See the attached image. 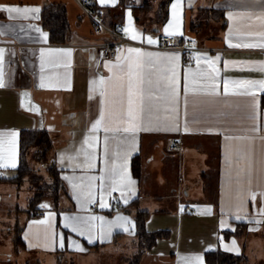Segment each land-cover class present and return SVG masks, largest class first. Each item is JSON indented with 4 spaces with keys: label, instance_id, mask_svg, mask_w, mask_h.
I'll return each instance as SVG.
<instances>
[{
    "label": "crops",
    "instance_id": "crops-1",
    "mask_svg": "<svg viewBox=\"0 0 264 264\" xmlns=\"http://www.w3.org/2000/svg\"><path fill=\"white\" fill-rule=\"evenodd\" d=\"M94 1L104 24L124 26L126 35L143 45L124 44L117 59H102L98 44L107 37L93 32L77 0H0V6L39 9L26 18L0 10L2 178L16 174L21 132L43 130L51 146L39 163L55 168L64 188L45 193L34 209L26 208V201V209H20L18 195H2L0 189V199L23 210L6 223L9 240L7 250H0V264H90L93 251L111 264H207L205 252L217 249L242 254L247 264H264V92L253 89L255 99L224 95L223 86L224 80H264V48L229 46L264 43V0H171L162 22L157 18L162 0H150L149 6L144 0ZM50 4L65 8V43L50 42L42 26L41 10ZM166 28L179 43L196 41L201 50L193 63H184L177 50L158 48L161 36L169 35ZM129 49L153 54V65L145 67L153 80L171 76L169 57H178L176 111L169 114L165 101L155 98L164 91L153 89L156 107L144 115L147 130L135 133L123 132V121L109 119V112L127 106V74L116 65L126 68L135 57ZM213 75L215 81L209 79ZM213 82L217 95H207L204 86ZM102 110L103 123L93 131ZM175 142L178 147L170 149ZM31 148L34 160L36 147ZM112 167L116 180L126 174L135 183L113 185L107 171ZM140 211L148 213L147 231H164L148 249L136 233ZM11 241L13 250L6 254Z\"/></svg>",
    "mask_w": 264,
    "mask_h": 264
},
{
    "label": "snow or ice",
    "instance_id": "snow-or-ice-1",
    "mask_svg": "<svg viewBox=\"0 0 264 264\" xmlns=\"http://www.w3.org/2000/svg\"><path fill=\"white\" fill-rule=\"evenodd\" d=\"M101 3H106V0H100ZM113 3H115V0H112ZM0 10L7 11L8 13H15L17 16H24L27 17L28 13H35L38 12L39 9L37 8H27V7H16V6H0ZM11 18H15L10 16ZM38 31V29H37ZM127 32L128 29H125ZM165 32L168 33V29H165ZM169 35H172L173 33H168ZM132 39H135L136 36L133 35L131 37ZM148 43L152 44L155 43L154 40L151 38H148ZM235 46V47H260L264 48V43L259 44H244V45H229ZM63 51L64 55H69L65 50H58ZM130 53H135L134 58H129V63L127 64L126 68L121 65H116L119 72H125L127 74V91H126V98H127V106L126 108L114 112H109V119L115 121V122H121L123 121L127 127L123 128V132L125 133H135L136 131L140 130H147L144 127L145 121H144V115L147 113L148 115H151L153 110L155 109V105L151 103V100L153 98V89L159 91H164L163 97H155L156 99L164 100L166 103V110L169 114L174 113L176 111V104L179 100L178 90L176 86V71H175V61L178 60V57L172 56L169 57V60L172 62V68H171V76H164L161 78H157L156 80H153V73L145 72L146 65H153V61L151 57L153 56L152 53H141L138 49H129ZM43 55V53H42ZM145 57H148L149 59H145ZM3 61V50L0 49V64H2ZM215 71V70H214ZM261 71H264V66L261 67ZM187 79V77H186ZM210 80L215 81V76H210ZM163 81H166V83H162ZM101 84L104 83L103 80L100 81ZM3 80L0 79V87H3ZM43 87V83L40 85ZM224 86V95H250L255 99L256 92L253 91V89H258L259 91L264 92V80H242V81H229L224 80L223 81ZM216 84L213 82L211 85H205L204 90L206 91L207 95H217L216 92ZM230 87L233 89L230 93L229 89ZM237 89H243V91H237ZM193 91H198L197 89H194ZM185 96H187L189 89L187 86H185L184 89ZM103 95V93H101ZM123 95V93H122ZM103 103V101H102ZM185 104H187V100H185ZM255 107V105H254ZM104 120V113L103 110L101 111V119H98L93 125L92 130L95 131ZM112 129L105 128V131H111ZM187 131V129H185ZM115 131L119 132L121 129L116 128ZM252 131H257L256 128H253ZM12 137L15 136V133L10 134ZM94 139V138H93ZM108 137H105V140H107ZM128 137H124V140H127ZM134 139V136H133ZM226 139H231V137H226ZM3 141L0 140V143ZM11 143V141H9ZM84 144L87 145L89 148L93 145L86 139L84 141ZM81 151H84L87 156V150L82 146ZM89 161L91 160V157L88 156ZM5 165L0 164V167H3ZM11 166H15L14 164ZM90 166H92L90 164ZM108 178L113 180V185H116L117 183H127L129 186L134 184L135 182L131 180L130 177H127L126 174H121L120 179L116 180L115 177L117 175V171L115 167L109 168L108 170ZM90 180H96L97 177H90ZM103 181V178H99ZM103 187V183L101 185ZM113 190H115V187H113ZM123 194V193H122ZM89 202H92L93 200V193L89 192L88 194ZM254 198V196H253ZM102 208L106 205L104 203H101L100 205ZM264 212V209L261 210ZM239 219V217H237ZM76 219V218H73ZM89 220H95V219H102L98 217H90ZM118 219H125V218H118ZM82 223H87V221H82ZM68 227L69 225H65ZM78 229L76 227L73 228V231H77ZM83 234V233H81ZM91 242V241H90ZM198 259V258H197Z\"/></svg>",
    "mask_w": 264,
    "mask_h": 264
},
{
    "label": "trees",
    "instance_id": "trees-1",
    "mask_svg": "<svg viewBox=\"0 0 264 264\" xmlns=\"http://www.w3.org/2000/svg\"><path fill=\"white\" fill-rule=\"evenodd\" d=\"M150 0H144V4L149 6ZM171 0H162L159 4L157 18L158 21L162 22L167 18V6ZM41 22L42 26L49 33V40L52 43H65L69 35V24L67 22L66 11L63 5L61 4H50L49 6L44 7L41 10ZM35 146L36 150L34 151L33 157L38 162H44L48 151L50 150L51 142L47 133L43 130H23L20 134L19 141V164L15 171V176L8 178H0V180H9L13 181L17 185L21 183L25 176H29L30 173H33L31 176V182L37 187L36 195L30 199L29 207L32 209L41 201L45 193L47 194L51 184L50 183H41L38 182L41 179L40 176L35 174L33 168L29 165L27 161L28 150ZM138 159V156L133 158V164ZM50 175H52V184L54 191H51L52 195H56L58 190L62 188V182L58 175V171L55 168H49ZM135 172V167H134ZM31 183V184H32ZM50 194V195H51ZM147 212L140 211L139 215L136 217V233L140 241V245L144 249H148L153 246L156 240L159 237L164 235V231L149 232L145 228V222L147 220ZM225 234L232 235V232ZM14 243L18 247L21 245L20 229L16 228V236L14 238ZM143 250V249H142ZM142 250L138 253V256L134 259L135 262L139 258ZM204 259L207 264H247L246 258L242 254H232L222 250L207 251L204 254Z\"/></svg>",
    "mask_w": 264,
    "mask_h": 264
},
{
    "label": "built area",
    "instance_id": "built-area-1",
    "mask_svg": "<svg viewBox=\"0 0 264 264\" xmlns=\"http://www.w3.org/2000/svg\"><path fill=\"white\" fill-rule=\"evenodd\" d=\"M83 13L92 21L93 23V32L95 34H103L107 37L105 42L98 44V47L101 52L102 59H117L121 48L124 44H135L143 45L130 39L126 35L125 27L120 26L118 28H112L103 23L99 12L94 9L95 1L94 0H77ZM158 48L163 50H177L181 53L184 63H193L196 59L195 53L200 51L201 48L196 45L194 39H188L183 43L177 42L176 38L171 35L161 36L160 43ZM178 147V142L170 145V149H176ZM0 178H2V169H0ZM116 204H120L118 199L114 200ZM96 206V204H94ZM187 210L190 211V207H187Z\"/></svg>",
    "mask_w": 264,
    "mask_h": 264
},
{
    "label": "rangeland",
    "instance_id": "rangeland-1",
    "mask_svg": "<svg viewBox=\"0 0 264 264\" xmlns=\"http://www.w3.org/2000/svg\"><path fill=\"white\" fill-rule=\"evenodd\" d=\"M32 153H33V150L31 148L28 154V162L30 166L33 168L35 174H37V176H40L41 178L38 182L39 185H42L41 183L51 184L47 192V194L50 195L51 191H54L53 184L51 183L53 180L52 175H50L51 173L49 169L43 168L44 165L40 164L37 160L35 159L33 160V158H31ZM32 175L33 173H30L29 176H25L23 181L19 183L18 185L16 183L9 184L10 182L4 183V181L0 180V189L3 188V190L1 191L2 195H8V194H11L12 192L14 195H18L19 197L18 199L19 204H17V202L15 203L8 202L9 199H5L3 197L0 199V250H7L6 246H8L9 234H7L6 223L9 220H14L15 217L18 218L19 217L18 215H21L23 211L20 209L28 208L30 199L37 193L36 191L37 186L31 182ZM25 201L27 202L26 208H25ZM13 204H14V207H13ZM16 204L20 207V209L15 207ZM36 206H40V204L38 203ZM11 243H13V241L10 242L11 249H9V251L6 254H10L13 250V246L11 245ZM129 244H130L129 241L126 242L127 246H129ZM99 252L100 251H97V252L93 251L91 253V256L89 258L91 261L90 264H111L109 263L110 260L105 259L103 253L102 252L99 253ZM117 262L121 263L123 261L119 260ZM80 263L81 261H79V264Z\"/></svg>",
    "mask_w": 264,
    "mask_h": 264
}]
</instances>
